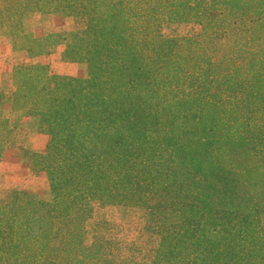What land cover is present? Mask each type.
<instances>
[{
	"label": "trees",
	"instance_id": "16d2710c",
	"mask_svg": "<svg viewBox=\"0 0 264 264\" xmlns=\"http://www.w3.org/2000/svg\"><path fill=\"white\" fill-rule=\"evenodd\" d=\"M16 3L6 19L19 35L31 0ZM40 4L78 26L24 35L23 47L64 43L88 76L13 71V110L38 115L50 137L31 159L50 171L51 199L0 200V264H264V0ZM179 23L199 31L164 34ZM6 142L0 133V154ZM94 203L140 208L150 256L85 247Z\"/></svg>",
	"mask_w": 264,
	"mask_h": 264
},
{
	"label": "rangeland",
	"instance_id": "374dc122",
	"mask_svg": "<svg viewBox=\"0 0 264 264\" xmlns=\"http://www.w3.org/2000/svg\"><path fill=\"white\" fill-rule=\"evenodd\" d=\"M16 1L7 0L6 6L0 9V12L3 10L0 17V133L7 141L0 154V200L11 190L28 191L43 200H50V171L34 167L31 159L33 154L46 151L50 137L38 115L13 110L11 103L17 89L13 71L31 69L37 73L45 71L50 76L86 78L88 67L85 62L66 58L64 43L51 45L44 52L40 51L42 48L37 52L24 48L27 43L22 38L24 35L40 39L49 34H65L78 25L64 15L39 10L40 0H31L16 19L19 35L11 34L12 19L6 18L10 9L17 5ZM198 31V26L185 23L165 25L163 29L168 37L182 38ZM29 47L36 50L37 46L34 43ZM2 118H8L11 123L8 131L2 129ZM84 231L82 244L85 247L102 244L116 257L133 254L137 259L146 258L157 243L156 237L146 229L140 208L94 203L85 217Z\"/></svg>",
	"mask_w": 264,
	"mask_h": 264
}]
</instances>
